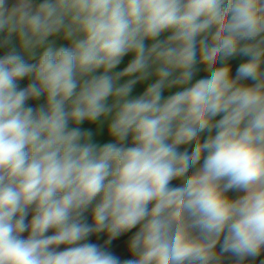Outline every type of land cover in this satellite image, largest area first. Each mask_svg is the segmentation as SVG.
Listing matches in <instances>:
<instances>
[{"label":"clouds","instance_id":"1","mask_svg":"<svg viewBox=\"0 0 264 264\" xmlns=\"http://www.w3.org/2000/svg\"><path fill=\"white\" fill-rule=\"evenodd\" d=\"M262 256L264 0H0V264Z\"/></svg>","mask_w":264,"mask_h":264},{"label":"crops","instance_id":"2","mask_svg":"<svg viewBox=\"0 0 264 264\" xmlns=\"http://www.w3.org/2000/svg\"><path fill=\"white\" fill-rule=\"evenodd\" d=\"M82 127L84 128H90L91 126L88 124L83 125ZM101 142H106L107 141V137L106 136H101L100 137ZM26 235V234H25ZM106 236H102V237H92V241L93 242H98V243H102L104 239H106ZM111 250L113 251L114 254L120 256L122 259L124 258H131L129 255H127L126 253H124L123 251V247L122 245L119 244L118 241L113 242V244L111 245ZM261 259H264V256L261 257Z\"/></svg>","mask_w":264,"mask_h":264}]
</instances>
